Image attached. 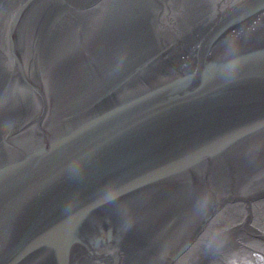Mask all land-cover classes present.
Returning <instances> with one entry per match:
<instances>
[{
	"label": "water",
	"instance_id": "95a60500",
	"mask_svg": "<svg viewBox=\"0 0 264 264\" xmlns=\"http://www.w3.org/2000/svg\"><path fill=\"white\" fill-rule=\"evenodd\" d=\"M0 264H264V0H0Z\"/></svg>",
	"mask_w": 264,
	"mask_h": 264
}]
</instances>
